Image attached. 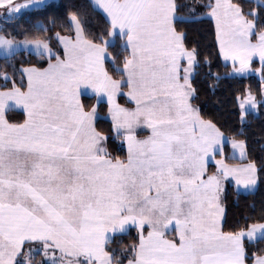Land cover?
Here are the masks:
<instances>
[{
	"label": "snow or ice",
	"instance_id": "obj_1",
	"mask_svg": "<svg viewBox=\"0 0 264 264\" xmlns=\"http://www.w3.org/2000/svg\"><path fill=\"white\" fill-rule=\"evenodd\" d=\"M246 2L77 0L59 5L71 9L60 21L67 36H0V62L27 90L0 75V92L11 84L17 93L0 106V264H264V207L258 220L225 231L224 205L229 181L243 189L264 184V159L228 163V137L195 103V78L211 62L177 26L201 14L213 20L227 75H258L256 94L245 89L238 104L243 120L248 106L264 107V6L245 10ZM12 4L0 0L8 9L0 18L49 6ZM185 9L190 20L180 15ZM90 14L103 27L94 28ZM116 40L127 52L119 79L105 68ZM24 54L37 64L17 65ZM104 105L108 132L97 125ZM11 111L26 119L10 121ZM231 149L243 157L246 141L233 139ZM170 228L178 241L166 238ZM132 229L138 243L110 247Z\"/></svg>",
	"mask_w": 264,
	"mask_h": 264
},
{
	"label": "trees",
	"instance_id": "obj_2",
	"mask_svg": "<svg viewBox=\"0 0 264 264\" xmlns=\"http://www.w3.org/2000/svg\"><path fill=\"white\" fill-rule=\"evenodd\" d=\"M261 1L264 3V0ZM75 2L77 0H54L49 2V6L43 9L27 10L15 16L11 22H8V20L1 22L0 28L4 29L0 30V32L7 38L15 37L17 39H23L25 35L29 39H43L52 32H63V34L69 35L65 29L60 27V21L63 20L66 13L71 9L70 7L60 8L59 5L70 6ZM188 2H193V0H188ZM262 6L264 5L258 3L256 0H247L244 3L245 10L251 9L256 11ZM90 15L94 28L103 27L104 20L101 17L94 14ZM180 15L185 20L191 19L188 16L187 9ZM52 18L57 19L55 26L50 25ZM64 23L66 24L67 21L65 20ZM37 24L45 28L50 27V32H39L36 28ZM177 26L187 32L190 46L199 47L201 59L203 60L204 57H207L211 62V69L209 70L207 67L202 66L194 81V87L198 92V99L195 103L201 107L202 115L205 119H211L216 122L229 138L246 141L247 157L244 162H247L251 158L259 163L261 159H264V107L259 106L258 114L248 112L245 121L240 119L241 110L238 107V99L246 94L244 92L245 89H251L252 93L254 95L256 94L260 87L259 78L254 75L247 76L246 78L227 75L230 72L231 66L225 64L222 57L219 56L215 23L213 20L201 14L196 17L195 22L178 24ZM53 44H55L54 41ZM108 51L111 53L112 59L106 60V68L110 75L119 79V70L116 66H123L124 57L127 55V52L119 40H116ZM14 62L17 65L22 64V66H27V64L36 65L37 59L24 54L17 56ZM0 63V75L5 73L9 74L16 81V86H19L22 90H26V87L21 83V77L19 75H13L11 68L5 67L2 62ZM253 64L258 66L256 61ZM209 71L211 74L206 75ZM0 86H2V82H0ZM7 89H12V85L9 84ZM120 102L124 103L123 100ZM87 103L89 105L95 104L96 99L93 97ZM98 110L101 114V119L97 120V125L105 132H108L111 129V121L107 117V106H101ZM8 118L12 122L21 123L25 120L26 115L22 111H11L8 113ZM228 148L226 144V156H229ZM110 150L114 151V148L110 147ZM116 154L123 157L126 153L121 151ZM228 162L239 163L241 160L230 157ZM224 204L227 210V222L229 225L228 228H225V231L230 230L231 225L237 221L243 223V218H251L248 221L249 223L258 220L261 215V208L264 207V184H258L257 189L250 192L239 191L233 184H228ZM146 232L147 229H145ZM168 236L174 240L177 239L173 233ZM136 243H138V232L136 229H132L123 237L122 242L114 243L110 247L118 251L127 250ZM124 264H127L126 259Z\"/></svg>",
	"mask_w": 264,
	"mask_h": 264
},
{
	"label": "rangeland",
	"instance_id": "obj_3",
	"mask_svg": "<svg viewBox=\"0 0 264 264\" xmlns=\"http://www.w3.org/2000/svg\"><path fill=\"white\" fill-rule=\"evenodd\" d=\"M51 1H54V0H48V3L51 2ZM256 1H257L258 3H262V4L264 5V3H263L261 0H256ZM2 2H3L4 4L9 5L10 7H14V6H15V5L12 4V0H2ZM27 2H28V0H16V4H19V3H27ZM31 9H33V8H28V9L22 10L21 13H23V12H25V11H27V10H31ZM7 11H8V9H0V12H7ZM21 13H19V14L13 13V15H14V16H18V15H20ZM5 20H8L7 17L0 18V27H1V22L5 21ZM64 35L67 36L68 34H64ZM0 36H4V35L0 32ZM4 37H5V36H4ZM6 38H7V37H6ZM115 42H116V41H113V43H115ZM110 59H112V55H111V53L108 51V58H107L106 60H110ZM254 61H256V62L258 63V66H255L254 64H253L252 66H253V67H259V61H258V58H255ZM254 61H253V62H254ZM105 63H106V61H105ZM224 63H225V64H229V65L231 66L230 62H228V63L224 62ZM0 68H1V63H0ZM105 68H106V64H105ZM116 68L119 70L120 68H122V66H116ZM106 70H107V68H106ZM230 72H231V69H230ZM252 75L258 77V75H256V74H249L248 76H252ZM114 78H115V77H114ZM258 78H259V77H258ZM116 79H118V78H116ZM16 88H17V89H20L21 91H23V92H25V93H26V91H27V90H22L19 86H16ZM245 95H246V94H245ZM253 95H254V94H253ZM16 96H17V93H16L15 91H11V92H10L9 89H6V90H4L3 92H0V106H2V105H4V104H7V103L10 102V101H13V100L16 98ZM243 98H244V96L239 97L238 101L240 102ZM248 112H253V113H255V114H258V112H259V105H258L257 108H255V109L251 108V106H248V110H247V112L245 113V118L243 119V121L246 120V114H247ZM98 113H99V116H101L99 110H98ZM25 115H26V114H25ZM107 117L110 119L109 114H107ZM25 119H26V118H25ZM21 123H22V122H21ZM227 137H228V136H227ZM232 140H233L232 138H229V137H228V143H227V145H228V147H229V148H228L229 157H233V158L239 159V160H241V162H239V163L228 162V163L231 164V165H243L244 163H246V162H244V160H245L246 157H247V151H246L245 155H244L243 157H241L240 154H239V151H238V150H233V149H231V141H232ZM235 140H236V139H235ZM224 153H225V148H224ZM225 155H227V154L225 153ZM219 158H221V157H217V159H219ZM5 162H7V161H5ZM228 184H233V185H234V182L229 181ZM228 184H227V185H228ZM234 186H235V185H234ZM257 187H258V186H257ZM257 187L254 188V189H243L242 187H237V186H235V188H236L237 190L242 191V192L255 191V190L257 189ZM224 205H225V204H224ZM170 232H171V229H169V231L167 232V234L170 233ZM167 234H166V235H167ZM166 238H167V239H170L168 236H166ZM172 240H173V239H172ZM57 255H59V254L57 253ZM35 259L38 261V260L41 259V257H40L39 255H37V256H35Z\"/></svg>",
	"mask_w": 264,
	"mask_h": 264
},
{
	"label": "crops",
	"instance_id": "obj_4",
	"mask_svg": "<svg viewBox=\"0 0 264 264\" xmlns=\"http://www.w3.org/2000/svg\"><path fill=\"white\" fill-rule=\"evenodd\" d=\"M146 229H147V226H146ZM170 229H171V228H170ZM172 233H173V234L176 236V238H177L176 240L178 241V235H177V234H176V232H175L174 230H172V229H171V232H170V233H168L166 236H168L169 234H172ZM144 234L146 235V234H147V232H146V233H144ZM168 237H169V236H168ZM169 238H170V239H173V238H171V237H169ZM173 240H174V239H173Z\"/></svg>",
	"mask_w": 264,
	"mask_h": 264
}]
</instances>
